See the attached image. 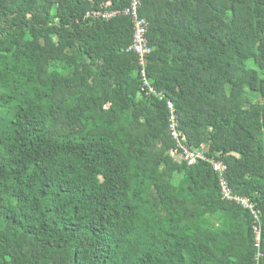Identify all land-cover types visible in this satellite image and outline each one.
<instances>
[{"label": "trees", "instance_id": "1", "mask_svg": "<svg viewBox=\"0 0 264 264\" xmlns=\"http://www.w3.org/2000/svg\"><path fill=\"white\" fill-rule=\"evenodd\" d=\"M106 1L0 0V264H254L251 211L170 155L168 101L264 253V0H142L144 66L129 16L86 17Z\"/></svg>", "mask_w": 264, "mask_h": 264}, {"label": "built area", "instance_id": "2", "mask_svg": "<svg viewBox=\"0 0 264 264\" xmlns=\"http://www.w3.org/2000/svg\"><path fill=\"white\" fill-rule=\"evenodd\" d=\"M142 0H130V3L125 8H111V1L108 0L104 2L100 8H97L93 11H89L86 14V17L95 18V19H111L120 15H127L131 18L133 22V43L131 48L138 53L140 58V63L145 65V58L151 52L152 48L149 43L147 36L149 23L146 18L140 16ZM142 78L144 80L143 89H146L148 93L154 91V87L147 78L146 70L143 67L141 70ZM163 96V95H162ZM168 107L170 109L169 117V127L172 136L176 139V147L170 149L169 153L171 156L180 161H185L187 164H195L199 160H207L210 162L214 171L218 173L219 184L221 195L224 199L238 203L244 208H248L251 213L254 215V244L256 246L255 253V262L254 264H262L261 260L264 256V253L261 249L262 242V224L260 219V210L257 207L256 203L252 201L251 198L235 193L231 187L226 172L228 169L227 164L216 158H211L206 155L204 148H191L188 145L184 144L180 138V129H179V119L174 110L172 101H168Z\"/></svg>", "mask_w": 264, "mask_h": 264}]
</instances>
